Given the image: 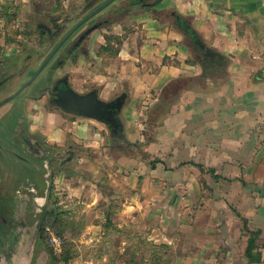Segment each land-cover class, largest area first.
I'll return each instance as SVG.
<instances>
[{"label":"rangeland","instance_id":"1","mask_svg":"<svg viewBox=\"0 0 264 264\" xmlns=\"http://www.w3.org/2000/svg\"><path fill=\"white\" fill-rule=\"evenodd\" d=\"M81 1L0 0V66H7L14 55L19 58L16 66L19 67L24 56L37 50L41 54L14 81L11 92L36 71L57 42L45 46L43 33L34 26L35 11L47 6L50 12L67 13ZM105 1L96 0L93 7ZM124 2L117 0L102 16L119 10ZM127 11L114 17L117 23L93 34L88 57L80 58L75 67L68 62L58 71L60 75L64 70L70 72L77 91L96 88L102 94L105 86L97 81V76L108 74L106 68L117 65L114 61L119 50L140 29L133 18L143 9L135 7L130 10L131 15ZM118 24L121 27L116 29ZM105 46L111 50L104 51ZM45 74L46 71L39 79ZM119 95L108 94L105 98L110 100ZM45 100L18 98L3 104L0 115L22 105L25 107L22 114L29 125L43 132L50 143L63 146L65 140H70L81 146L75 174H56L53 195L56 210L48 214L43 228V241L59 259L58 264H250L245 255L250 235L244 230L242 217L247 219L251 230L263 228L255 251L261 261L255 264H264V192L256 193L253 186L239 178L215 175L200 178L196 193L191 178H174L173 168L164 170L165 157L158 154L157 140L154 147L150 143L134 146L128 140L114 143L106 126L52 109ZM49 110L55 111V115L48 116ZM156 115L155 125L158 112ZM84 120L91 129L86 139L76 135L75 129ZM76 121L78 124H74ZM125 188L132 192L136 206L128 212H124L122 205L126 201L121 193ZM255 203L262 212L249 217L244 206L249 209ZM54 239L59 240L60 248L56 249Z\"/></svg>","mask_w":264,"mask_h":264},{"label":"crops","instance_id":"2","mask_svg":"<svg viewBox=\"0 0 264 264\" xmlns=\"http://www.w3.org/2000/svg\"><path fill=\"white\" fill-rule=\"evenodd\" d=\"M153 8L158 15H135L139 31L119 50L117 65L97 76L103 99L126 94L127 140L153 147L157 140L164 170L191 178L196 193L200 178L215 175L264 192V0H162ZM75 129L89 137V122ZM125 189L128 212L136 206ZM244 210L249 217L262 212L256 203Z\"/></svg>","mask_w":264,"mask_h":264},{"label":"flooded vegetation","instance_id":"3","mask_svg":"<svg viewBox=\"0 0 264 264\" xmlns=\"http://www.w3.org/2000/svg\"><path fill=\"white\" fill-rule=\"evenodd\" d=\"M93 6L94 3L83 5L81 2L75 3L67 13L50 12L47 6L35 11L34 26L42 29L45 34L44 42H57L52 44L36 71L13 92L10 89L13 88L14 81L27 72L28 65L33 60L40 58V50L24 56L19 67H16L19 58L15 55L7 66H0V98L10 92L0 99V103L7 100L0 104V108L18 98L30 101L46 98L45 104L49 107L67 115L98 122L109 128L114 143H124L127 137L121 114L120 121L115 119V101L120 95L106 100L96 88L85 92L77 91L72 84L70 72L64 70L61 75L58 72L65 68L66 63L75 67L80 58L89 56V40L96 31L112 24L111 15L104 17L101 11L78 27L36 76L59 42L83 18L99 7ZM94 26L97 29L88 33ZM45 71V77L40 80L39 76ZM13 95L15 96L10 98ZM95 97L100 103L96 102ZM23 107L21 105L20 108L7 110L0 115V264H12L13 259L24 251V239L34 233H37L35 256L39 251L50 254L43 241V228L48 214L55 213L56 210L53 206L56 174H75L74 167L81 149V146L70 140H65L63 146L50 143L43 132L35 131L29 125V120L22 114ZM63 159L66 160L61 162ZM3 255L5 256L1 259Z\"/></svg>","mask_w":264,"mask_h":264},{"label":"water","instance_id":"4","mask_svg":"<svg viewBox=\"0 0 264 264\" xmlns=\"http://www.w3.org/2000/svg\"><path fill=\"white\" fill-rule=\"evenodd\" d=\"M112 1L114 0H106L103 4H101L98 8H96L93 12H91L88 16L83 18L69 33L68 35L61 41L59 44L54 48L52 53L49 55L47 60L44 62V64L41 66L40 70L36 74V76L43 70V68L46 66V64L49 62V60L52 58V56L55 54L57 49L66 41V39L78 28L80 27L83 23H85L87 20H89L91 17H93L95 14L101 12L103 9H105ZM162 0H156L154 2V6L158 5ZM97 26H94L91 28L88 33H91L92 31L96 30ZM15 95L11 96L10 98H13ZM94 96V95H93ZM9 98V99H10ZM96 102L100 103V100H98L96 97ZM7 101V100H5ZM3 101V102H5ZM1 102L0 104H2ZM126 102V94L120 95L115 103L117 105L116 111H115V119L120 121V114L122 112V109L125 105ZM124 126V124H122ZM23 136L25 135L24 133L22 134ZM26 138V135H25ZM27 140V138H26ZM66 159L60 160L61 162L65 161ZM26 242V246L24 248V251L18 258L13 259L12 264H52L51 259H50V254L46 251H39L37 254V257L35 256L36 254V244H37V233H34L32 236H28L27 238L24 239ZM5 255L1 256V259H3ZM36 257V258H35ZM2 264H8V263H2Z\"/></svg>","mask_w":264,"mask_h":264},{"label":"trees","instance_id":"5","mask_svg":"<svg viewBox=\"0 0 264 264\" xmlns=\"http://www.w3.org/2000/svg\"><path fill=\"white\" fill-rule=\"evenodd\" d=\"M95 1L96 0H83V1H81L82 3H83V5H85V3H95ZM116 1L117 0H114V1H112L105 9H103L102 11H105L106 9H108L109 7H111L114 3H116ZM126 2H124V5L123 6H121L122 8H119V10H116V11H112V13H110V14H108L107 16H109V15H111V17H112V24H114L115 22L117 23L118 21H116V19H114V17L119 13V12H121V11H125V9L126 10H128L127 11V14H130L131 15V13H130V10H132L133 8H135V7H137V8H139V9H143V11L144 10H146V11H149V10H153V12L155 13V15H158L159 13L156 11V10H154V2L156 1V0H154V1H151V0H125ZM141 12V11H140ZM139 12V13H140ZM111 24V25H112ZM175 24H176V26H178V27H183V23L180 21H175ZM42 33H43V31H42V29L40 28V27H37ZM187 33H190L189 32V30L187 31ZM43 36H44V38L43 39H45V34L43 33ZM44 44H45V46L47 47L48 46V44H49V42H47V43H45L44 42ZM192 46L194 47V48H196L197 47V45H196V42H195V40H193V42H192ZM103 49H104V51H106V52H108V50H111V47H109V46H105V47H103ZM116 54H117V52H116ZM203 64L204 65H206V62L205 61H203ZM128 143H131V142H128ZM131 145H136V146H138V145H142V143H140V142H138V143H132ZM242 221H243V223H244V230L246 231V232H248L249 233V235H250V237H249V239H248V245H247V249H246V253H245V255H246V258L248 259V261H249V263L250 264H255V263H258V262H260L261 261V258H260V254L259 253H257V252H255L256 251V248H257V240H258V237L260 236V231H253V230H251L250 228H249V226H248V222H247V219H244L243 217H242ZM50 251V250H49ZM50 255H51V261H52V264H58V262H59V259L57 258V257H55L51 252H50Z\"/></svg>","mask_w":264,"mask_h":264},{"label":"built area","instance_id":"6","mask_svg":"<svg viewBox=\"0 0 264 264\" xmlns=\"http://www.w3.org/2000/svg\"><path fill=\"white\" fill-rule=\"evenodd\" d=\"M53 242L55 243L56 249L60 248V242H59V240H55L54 239Z\"/></svg>","mask_w":264,"mask_h":264}]
</instances>
